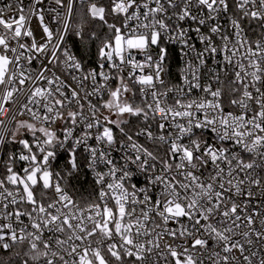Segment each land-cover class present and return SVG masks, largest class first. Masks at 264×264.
<instances>
[{"label": "snow or ice", "instance_id": "obj_1", "mask_svg": "<svg viewBox=\"0 0 264 264\" xmlns=\"http://www.w3.org/2000/svg\"><path fill=\"white\" fill-rule=\"evenodd\" d=\"M0 264H264V0H0Z\"/></svg>", "mask_w": 264, "mask_h": 264}, {"label": "trees", "instance_id": "obj_2", "mask_svg": "<svg viewBox=\"0 0 264 264\" xmlns=\"http://www.w3.org/2000/svg\"><path fill=\"white\" fill-rule=\"evenodd\" d=\"M88 27H89V26H86V31L88 30ZM75 39H76L75 37H72V38L69 40L70 43H71L72 45H73V41H74ZM76 46H77V47L79 46L78 41H77ZM74 50H75V49H74ZM65 162H66V158H65V159H62V160L60 161V164L63 165ZM85 187L87 188L88 186L85 185ZM82 191H83V190H82ZM83 194L86 196V195H87V192H84ZM77 198H79V195H77Z\"/></svg>", "mask_w": 264, "mask_h": 264}, {"label": "built area", "instance_id": "obj_3", "mask_svg": "<svg viewBox=\"0 0 264 264\" xmlns=\"http://www.w3.org/2000/svg\"><path fill=\"white\" fill-rule=\"evenodd\" d=\"M70 46H72V44L70 43V41L68 42Z\"/></svg>", "mask_w": 264, "mask_h": 264}]
</instances>
